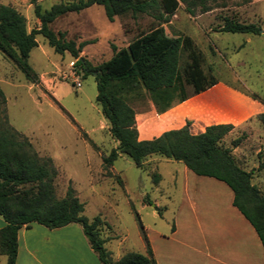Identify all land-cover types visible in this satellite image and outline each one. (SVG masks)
I'll return each mask as SVG.
<instances>
[{
  "label": "rangeland",
  "instance_id": "obj_1",
  "mask_svg": "<svg viewBox=\"0 0 264 264\" xmlns=\"http://www.w3.org/2000/svg\"><path fill=\"white\" fill-rule=\"evenodd\" d=\"M37 1L47 8L59 0ZM0 2L19 10L27 28L37 24L29 0ZM204 5L205 10L200 4L194 5L190 13L179 1L168 20L157 23L145 12L114 14L108 20L102 5L91 3L54 17L48 26L62 31L64 38L75 43L85 40L78 54L93 65L110 56L113 47L123 46L138 33H148L158 26L166 39L175 34L188 35L208 76L254 93L264 102V0H205ZM224 16L253 21L261 29L220 30ZM35 40L27 61L39 81H28L14 61L0 51V88L6 121L28 138L38 155L51 159L56 170L55 195H63L70 185L82 202V213L88 218L100 216V235L112 258L125 250L143 252L141 225L149 244L151 239L160 246L163 239L156 232L167 235L178 211L189 213V218L178 219L177 237L200 226L193 219V214L200 212V205L221 200L192 190L196 182L186 180L184 170L191 176L198 175L176 159L153 153L145 157L142 166H137L127 155L119 153L104 165L102 157L116 141L94 101L95 70L83 73L67 50H53L40 33L35 34ZM181 54L183 62L186 51ZM75 77L80 82L78 86L74 84ZM190 89L191 85L185 84V90ZM129 103L134 109L139 135H153L165 127L163 120L169 112L160 117L144 92L139 90L129 97ZM155 173L157 182L152 179ZM18 242L20 249L14 264H100L75 221L61 229L34 222L31 229L19 236ZM4 261L5 256L0 254V264Z\"/></svg>",
  "mask_w": 264,
  "mask_h": 264
},
{
  "label": "trees",
  "instance_id": "obj_2",
  "mask_svg": "<svg viewBox=\"0 0 264 264\" xmlns=\"http://www.w3.org/2000/svg\"><path fill=\"white\" fill-rule=\"evenodd\" d=\"M179 1L190 13L196 4H200L202 10L207 8L205 0H59L47 8H42L37 0H29L39 24L26 28L24 15L14 6L0 2V51L14 61L28 81L36 83L38 74L28 63L27 56L36 45L35 34L40 33L53 50H67L83 73L95 70L94 101L107 121L109 134L116 141L102 157L103 164L108 165L123 153L135 165L142 166L145 157L154 153L179 160L196 174L224 181L232 191V204L249 221L260 240L264 264V192L250 181L251 169L242 168L230 152V146L220 142L232 124L212 122L204 125L202 130L192 132L188 128L189 120H185L182 125L163 129L151 137L137 136L134 109L129 103V97L136 92H144L155 111L161 112L172 102L214 82L202 70L200 53L190 37L175 34L166 39L162 27L158 26L148 33H138L123 46L113 47L110 56L93 65L78 54L85 40L75 43L73 39L64 38L62 31H54L48 26L54 17L91 3L101 4L108 20H112L114 14L145 12L161 23L168 20ZM219 29L257 32L261 28L253 21L224 16ZM183 50L187 58L181 62ZM185 84L191 85L190 91L185 90ZM4 100L0 88V216L4 220L0 226V254L5 256L4 264L15 263L16 233L21 225L37 222L52 228L72 221L79 223L101 264H156L142 225L143 252L125 250L116 258L110 256L103 245L105 239L100 235V216L88 218L82 213V202L70 185L63 195H55L53 178L56 170L51 159L38 155L28 138L6 121ZM256 116L264 123V110ZM241 137L242 134L231 138L230 144L236 145ZM258 166H264V158ZM152 179L157 182L156 173Z\"/></svg>",
  "mask_w": 264,
  "mask_h": 264
},
{
  "label": "crops",
  "instance_id": "obj_3",
  "mask_svg": "<svg viewBox=\"0 0 264 264\" xmlns=\"http://www.w3.org/2000/svg\"><path fill=\"white\" fill-rule=\"evenodd\" d=\"M35 21L37 24L34 27H37L39 21L37 18ZM263 110V100L254 93L216 80L206 88L174 101L158 113L161 117L169 112L163 120V129L178 127L185 120H189L188 128L192 132L202 130L208 123L230 122L232 127L221 137L220 142L230 146V152L242 168L251 169L250 181L264 192V166H258L259 161L264 158V123L256 118V114ZM237 133H242V138L232 146L230 140ZM153 135H139L137 131L139 138ZM194 175L198 176H191L188 170H184L185 179H192L193 184L196 182L192 190L207 197H216L221 202L200 205V212L193 214L194 221L199 222L200 226L189 229L186 234L188 236L177 237L176 233L179 231L178 219L189 218V213L176 212L170 232L167 235L156 232L163 239L161 245L154 244L151 239L150 244L148 241L156 264H262L263 248L260 240L249 221L232 204L230 187L213 176ZM3 223L0 216V226ZM32 223L34 222L17 229L15 262L20 249L19 236L31 229ZM70 223L50 229L66 228Z\"/></svg>",
  "mask_w": 264,
  "mask_h": 264
},
{
  "label": "built area",
  "instance_id": "obj_4",
  "mask_svg": "<svg viewBox=\"0 0 264 264\" xmlns=\"http://www.w3.org/2000/svg\"><path fill=\"white\" fill-rule=\"evenodd\" d=\"M74 84L78 86L80 84L79 80L75 77L73 78Z\"/></svg>",
  "mask_w": 264,
  "mask_h": 264
}]
</instances>
